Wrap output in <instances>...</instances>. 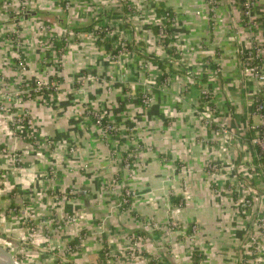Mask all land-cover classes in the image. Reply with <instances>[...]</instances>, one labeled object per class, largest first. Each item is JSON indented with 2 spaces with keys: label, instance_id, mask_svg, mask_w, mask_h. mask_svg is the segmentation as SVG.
I'll return each instance as SVG.
<instances>
[{
  "label": "crops",
  "instance_id": "0c3cea01",
  "mask_svg": "<svg viewBox=\"0 0 264 264\" xmlns=\"http://www.w3.org/2000/svg\"><path fill=\"white\" fill-rule=\"evenodd\" d=\"M32 1V5L39 9L28 10L16 23L12 17L0 18V95L6 91L2 89L5 83L14 84V89L25 90L20 100L14 103V113L19 114L27 108L35 121L33 126L23 123L12 128L8 115L0 113V169L7 171V174H0V228L13 230L11 222L7 221L9 217H5L3 212L8 199L6 194L13 187L7 179L14 178V187L18 186V193L25 195L28 207L40 213L57 208L53 207L50 193L75 188L78 196L74 201H68L66 206L78 214L82 229H90L83 216L90 220L99 219L102 216L100 209L108 210L114 204L106 186L115 174L129 175L124 158L135 157L131 155L135 152L131 140H137L142 146L137 153L139 159L132 158L134 175L124 182L139 193L131 201L133 211L151 216L150 219L163 220L166 211H172L171 204L176 202L172 197H179L177 200L184 197L189 204L185 205L180 221L204 228L200 237L213 238L216 243L230 242L236 237L240 241L246 238L243 224L233 218L235 213L229 208L231 201L237 198L231 192L233 186L240 183L239 188H245L246 196H253L261 203L260 207H264V165L257 161L258 146L252 142L254 130L261 124V117L253 110L258 84L255 78L243 74L237 49L257 43L264 70V21L259 20L250 26L246 24L236 0H220L219 23L222 29L218 35L223 45L227 46L226 53H223L226 72L220 77V82H209L212 91H219L218 112L213 106L215 101L210 100L211 104L205 102L208 97L196 83L188 88V102L184 101L181 107L176 95L156 94L157 105L149 110L141 103V98L137 105L123 103V91L109 92L106 85L98 81L84 87L78 84V78L86 73L109 80L115 69L107 57V48L84 37L83 42L72 47L63 37H58L54 45L46 42L41 45L39 27L42 17L54 19L64 29L70 23L49 11L53 10L55 0ZM205 4L204 0H159L156 9L164 6L175 13L174 6L185 8L193 14L196 22L204 23L208 17L213 20L215 14L211 6L207 12ZM199 9H203L204 17L194 12ZM253 11L260 18L264 14V0H255ZM111 14H103L104 20H114ZM91 20L77 21L72 25L83 26ZM196 22L192 24L199 26ZM15 24H20L21 28H15ZM153 28L158 32V27ZM82 31L88 33L89 30ZM186 31L195 30L188 26ZM193 33L204 36L206 27ZM56 42H63L64 45L58 47ZM130 51L134 52L133 49ZM173 56L179 58V55ZM20 62L24 63V69ZM210 65L214 70L219 67L216 61L210 62ZM129 70L132 76L135 75L132 67ZM207 77L204 74L202 81L205 82ZM38 80H58L59 83L56 81L54 88H46V85L43 90L35 91ZM164 98L168 103L170 101L169 107L163 105ZM196 100L205 105L199 108L203 112L216 113L208 125L197 115L196 105L191 107ZM85 104L103 112L113 123H119L120 132L112 133V140L108 139L109 135L104 137L100 128L84 114ZM157 115L169 116L171 122L169 125L162 124V121L159 123ZM47 139L53 143L52 149L44 145L36 146L35 140L40 143ZM72 146L76 149L74 153L70 152ZM13 152L19 156L23 169L13 166ZM113 152L116 159L111 158ZM51 164L58 170V176L53 180L48 171L45 174V169ZM70 167L74 170L71 171ZM182 185L183 188L187 185L184 194ZM217 188H226V193L220 195V191L216 192ZM111 219L110 230L116 237L121 230L142 231L137 229L140 218L117 216ZM24 229L21 224L14 226V232L18 234H23ZM63 232L68 234V231ZM188 232L191 233V229ZM81 239L82 236L80 244ZM88 244L86 253L90 255L87 261L91 263L101 252L97 244H94L95 248L92 242ZM218 248L223 250V245L218 243ZM224 250L227 249L224 247ZM233 257L237 259L236 251ZM220 258L223 259L222 256ZM164 261L169 263L167 259Z\"/></svg>",
  "mask_w": 264,
  "mask_h": 264
},
{
  "label": "rangeland",
  "instance_id": "374dc122",
  "mask_svg": "<svg viewBox=\"0 0 264 264\" xmlns=\"http://www.w3.org/2000/svg\"><path fill=\"white\" fill-rule=\"evenodd\" d=\"M129 1L130 5L127 11L124 9L122 0H55L53 10L49 11L65 18L70 24L112 13L111 18L114 20L109 21L117 30L118 42L123 43L125 48L126 43L129 44V50L124 49L115 61H110L115 70L110 75L109 80L93 74L87 75L86 73L82 78H78L77 83L84 87L98 81L105 84L109 92L120 93L123 91L122 102L131 105H137L142 94L143 102L146 104L145 108L149 110L157 105L155 103L156 94L176 95L179 100V107H181L182 104L184 105V101L188 100V88L196 83L200 85L201 92H205L207 95L205 96L208 97L205 102L211 104L209 103L210 100L215 101L213 106L215 112H218L217 101L221 100L219 91L217 89H215L217 91H212L209 82L210 84L214 80L220 82V77H223L226 72L223 64L225 59L223 53H226L227 46L223 45L218 35L222 29V24L219 23L220 0H204L207 12L209 6H212L215 13L213 20H210L207 14L208 19H206L207 21L204 19L205 24L196 22L192 17L193 14L188 13V9H178L175 6L173 8L176 16L168 24L157 14L156 8L159 0ZM32 2L34 1L0 0V18L8 19L12 17V21L16 23L17 19L22 15H26L27 10L39 9L35 8ZM202 11L203 9H199L194 12L198 16L204 17ZM49 18L42 17L40 19V23L42 22L39 27V42L41 45L46 41V38L56 36L67 38L69 46L72 47L79 42H83L82 37L88 38L89 36L84 32L77 35L75 33L69 34L57 21ZM189 18L193 19L189 20ZM46 20H48L46 22L47 31L46 34H43ZM193 22L198 23L200 28L198 25L192 24ZM15 26V28H21L20 24H15ZM188 26H191L195 31H199L205 26L206 35H193L195 31L190 32V34L186 31ZM153 27H158V32H155ZM226 41L228 40L226 39ZM228 44H231V42ZM168 47L174 48L176 55H180V57L176 58L173 56L174 54L169 53L167 51ZM130 49H133L134 52H131ZM213 61L219 64L217 70H214L210 65V62ZM130 67L135 70L133 76L130 74ZM204 74L208 76L205 82L202 81ZM12 85L5 83L2 88L6 91L0 95V102L2 103L0 104V113L8 115L12 128L23 123L33 126L35 121L27 108L23 109L22 112L19 111V114L14 113V103L18 102L21 94L25 92H21L20 88L14 89V84ZM51 86L56 87L57 83H51ZM208 95H211V97ZM165 99H163V105L169 107L170 101L168 103ZM193 102L194 105H191V107L196 105L195 107L199 111L197 115L202 117V121L208 125L214 119L216 113L214 114V111L203 112L199 108L205 105L201 104L199 100ZM164 106H162L163 109ZM90 108H92L91 105H84V114L88 118L91 116ZM100 113L105 115L101 111ZM157 116L159 123L162 121V124L169 125L171 122L169 116ZM161 117L162 119H160ZM92 122L98 126L94 121ZM117 127H121L119 123H117ZM100 130L103 133L101 128ZM117 132H120V130L115 133ZM104 137L107 138V136ZM113 137L110 136L108 139L112 140ZM35 143L37 147L44 145L50 149L53 148V143L48 139L40 143L35 140ZM131 143L134 145L135 152H133L134 154L130 153L135 157L127 156V160L124 158V166L125 169H128L129 175L125 177L122 174L119 176L115 174L112 181L108 182L106 188L115 202L108 210L100 209L99 212L102 216L99 219L94 218L91 221L86 215L83 216V220L89 225L90 229H82L78 214L67 207V202L74 201L78 196L75 188L71 187L50 193L53 207L57 208L46 209L40 213L35 209L32 210L30 206L28 207V203L24 198L25 195L18 193V186L14 187V178L7 179L11 181L13 187L10 188V193L6 194L8 199L3 215L9 217L7 221L11 222V229L13 230L4 231L0 228V234L5 235L0 237V243L12 250L15 257L34 264H195L193 262L194 251L201 255L199 264H238V262H244L245 260L247 264H264V212H262L264 207H260L261 203L257 202L253 196L247 197L245 188L242 190L239 188L240 183L233 186L234 189L231 194L232 196L236 195L237 198L231 201L229 208L235 213L233 218L238 219L243 224L242 226H244L247 235L241 241L236 237L230 242H218L223 245V250L218 248V243L213 238L200 237L204 229L200 225L193 223L191 224L193 226H191L180 221L185 205L189 204V200L184 197L180 199L185 201L181 210L175 209L179 202H173L171 204L173 206L172 211H166L163 220L155 219V217L150 219L151 216L141 215L137 211H133L130 206L132 202L124 205L127 196H131V201L139 196L134 187L124 183L133 177L132 162L133 159H139L137 153L142 148L137 140H131ZM1 150L6 149L1 148ZM75 150V146L70 147L71 153H74ZM11 157L13 166L24 168L16 153L13 152ZM111 158H117L114 152L111 153ZM45 170V174H47V171L49 172L51 180L56 179L58 176V170L52 164ZM70 170L72 171L74 168L70 167ZM3 172L7 174V171ZM3 172L0 169V174H3ZM49 175L47 176L49 177ZM185 187L187 188V185ZM184 188L182 185L181 191L183 194L186 192ZM219 191L221 192L220 195H224L226 188H217L216 192ZM117 216L129 217L130 219L132 217L140 218L137 229L142 231L126 232L121 230L120 235L116 237L111 233L109 225L111 218L114 219ZM233 222L235 221L233 220ZM15 223L24 226L23 234L14 232ZM189 229H191V233L188 232ZM63 231H68V234ZM81 231L84 233L81 234ZM81 236V244L78 246L70 243L73 238H80ZM90 242H92L94 248L96 244L98 245L99 252L105 251L103 256L106 262L102 263V253H99L100 256L95 261L88 262L90 254L86 253V249ZM106 242L108 248L104 246ZM224 247L227 250H224ZM235 251L238 254L237 259L233 257ZM221 256L223 259L220 258ZM164 259H167L169 263Z\"/></svg>",
  "mask_w": 264,
  "mask_h": 264
},
{
  "label": "built area",
  "instance_id": "2783aa9c",
  "mask_svg": "<svg viewBox=\"0 0 264 264\" xmlns=\"http://www.w3.org/2000/svg\"><path fill=\"white\" fill-rule=\"evenodd\" d=\"M123 3H127L128 5V10H129V5H130V1L129 0H122ZM254 2L255 0H246V6H247V12H246V16L244 17L245 22H247L246 24H250V26H252V24H256L257 21L261 20L259 19L253 11V7H254ZM28 11V10H27ZM26 11V12H27ZM158 14V13H157ZM254 15V17H253ZM176 16V14H175ZM175 17H173L172 21L174 20ZM161 19L164 21L163 17L161 16ZM168 19V17H167ZM171 21V22H172ZM105 22L107 23V26L104 27H99V25H95L91 31L89 30L88 33L85 34H89L88 38L92 41H95L96 44L97 43V39L99 38L100 34H105V36H116L117 37V41L115 42V44L121 45L122 48H120L118 50L117 54H111L109 52H107V57L109 59V61H115L120 55L121 52L125 49V50H129V44L126 43V48L123 45V43L118 42V33L116 32L117 30L115 29V27L112 25V23L108 20H105ZM165 22V21H164ZM169 22V23H171ZM166 23V22H165ZM47 23H44V28H43V34H46L45 32ZM83 31H67V33L71 34V33H75V35L81 33ZM70 36V35H69ZM58 37L56 36H52L50 38H46L45 42L50 44V45H54L55 41ZM67 40V38H65ZM48 45V46H50ZM53 47V46H50ZM259 45L257 43H253L251 44L249 47H245V48H240L238 50V54L241 55L240 59V68L243 72V74L245 76H249L252 78H255L257 80V84H258V88L256 90L255 93H257L258 91L263 93V99L262 101L259 102L256 105V113L261 117V124L259 126V131L255 134V136L252 138V142L257 145L261 151V153H264V70H263V66H262V57L259 53ZM19 65L21 66V68L24 69V63L20 62ZM56 82V81H55ZM51 83H54L53 81H44V80H38L37 84L35 85V90L37 89L38 91L43 90L44 86H46V88H48L49 86H51ZM53 87V86H51ZM54 88V87H53ZM21 92H26L21 90ZM203 94L206 95L205 92H202ZM143 96V95H142ZM256 97L254 94V98L253 100L255 101ZM143 100V99H142ZM0 104H2L0 102ZM89 112L91 113L90 118L92 119V121H94V123H96L102 130L103 133L105 132L104 136L109 135L111 136L112 133L116 132L119 128L117 127L116 123H113L112 121H110L109 118L106 117V115H102L100 113V111L94 109V108H90ZM224 141H227L224 139ZM128 198L125 200V204L124 205H128L131 202V196H127ZM185 201L182 199L179 201L178 206L175 208L177 210H181L182 206H184ZM240 264H247V261L245 260L244 262H240Z\"/></svg>",
  "mask_w": 264,
  "mask_h": 264
},
{
  "label": "trees",
  "instance_id": "16d2710c",
  "mask_svg": "<svg viewBox=\"0 0 264 264\" xmlns=\"http://www.w3.org/2000/svg\"><path fill=\"white\" fill-rule=\"evenodd\" d=\"M236 2L238 3V5H240L241 9H242V14L243 16L245 17L246 16V12H247V6H246V0H236ZM212 7V6H211ZM124 9L125 10H128V5L127 3H124ZM157 13L158 15L162 16L164 21L166 23L169 24V22L172 21L173 17H175V13L174 11H172L171 8H168V7H164V6H161L158 10H157ZM104 16L105 15H102L100 17H97L93 20H91V22L83 25V26H74L72 24H68V26H65L67 27L66 30L67 31H71V30H74L75 32L76 31H82V29H88V30H91L95 25H99V27H104V26H107V23L105 22L104 20ZM168 17V19H167ZM261 20L264 21V14L259 18ZM45 22H48V20H46ZM117 41V37L114 35V36H105V34H100L99 38L97 39V43L98 44H104L105 47L107 48L106 51L111 53V54H117L118 53V50L120 48H122L121 45H118V44H115V42ZM57 46L58 47H61L64 45L63 42H56ZM241 47H238L237 49V57L238 59H240L241 55L238 54V50L240 49ZM175 50V49H174ZM173 50V48L171 47H168L167 48V51L169 53H173L174 55L176 54L175 51ZM178 57V55H177ZM180 57V55H179ZM165 77V75H164ZM255 101L253 103V110L254 112L256 111V105L258 103V100L259 102L262 101L263 99V93L258 91L257 93H255ZM141 103L146 106V104L143 102L142 100V94H141ZM255 131V134L259 131V127L257 129L254 130ZM133 149V148H132ZM257 161L261 162L263 165H264V153H261L259 147H258V156H257ZM177 198L179 197H172V200L178 202L180 200H177ZM72 245H76L78 246L80 244V240L79 238H74L73 240H71ZM105 248H108V245H107V242L104 244ZM102 253V261L103 262H106V259L104 258L103 256V253H105V251L101 252ZM193 259H194V263L195 264H199V261L201 260V255H199V253H197L196 251H194L193 253Z\"/></svg>",
  "mask_w": 264,
  "mask_h": 264
},
{
  "label": "water",
  "instance_id": "95a60500",
  "mask_svg": "<svg viewBox=\"0 0 264 264\" xmlns=\"http://www.w3.org/2000/svg\"><path fill=\"white\" fill-rule=\"evenodd\" d=\"M0 237H4L0 234ZM0 264H34L27 260H22L14 256L12 250L0 243Z\"/></svg>",
  "mask_w": 264,
  "mask_h": 264
}]
</instances>
